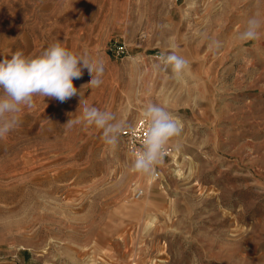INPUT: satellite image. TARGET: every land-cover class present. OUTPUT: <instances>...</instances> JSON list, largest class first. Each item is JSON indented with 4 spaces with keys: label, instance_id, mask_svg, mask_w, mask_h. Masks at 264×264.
<instances>
[{
    "label": "rangeland",
    "instance_id": "rangeland-1",
    "mask_svg": "<svg viewBox=\"0 0 264 264\" xmlns=\"http://www.w3.org/2000/svg\"><path fill=\"white\" fill-rule=\"evenodd\" d=\"M253 15L264 0H0V60L59 41L105 65L101 86L35 97L0 138V264H264V28L237 40ZM171 50L181 80L153 68ZM80 100L128 125L149 102L181 121L158 179L129 171L122 136L65 126Z\"/></svg>",
    "mask_w": 264,
    "mask_h": 264
},
{
    "label": "clouds",
    "instance_id": "clouds-1",
    "mask_svg": "<svg viewBox=\"0 0 264 264\" xmlns=\"http://www.w3.org/2000/svg\"><path fill=\"white\" fill-rule=\"evenodd\" d=\"M262 28L264 20L257 15L250 16L244 29L238 33L237 40H256ZM201 38L210 52L214 53L222 46L219 40L212 39L206 33H201ZM188 67L189 61L174 50L161 53L158 62L153 65L158 72L170 69L175 80L183 79ZM84 69H87L91 79L77 89L73 81L82 77ZM104 72L102 60L94 59L86 50H70L59 41L50 44L37 55L16 51L10 59L0 60V138L19 125L20 114L25 108L35 106V97L52 98L61 103L77 95L81 97V89L102 85ZM78 110L80 114L75 118L74 113L69 114L70 119L65 126L95 127L101 130V139L109 147H116L124 130L131 127L114 112L87 104L81 108V100ZM141 118L145 122V133L140 147L130 155L129 171L152 176L157 166L163 163L169 143L181 135L183 125L166 108L151 102L143 107Z\"/></svg>",
    "mask_w": 264,
    "mask_h": 264
},
{
    "label": "built area",
    "instance_id": "built-area-1",
    "mask_svg": "<svg viewBox=\"0 0 264 264\" xmlns=\"http://www.w3.org/2000/svg\"><path fill=\"white\" fill-rule=\"evenodd\" d=\"M130 128H126L122 134V139L127 147L128 152L132 153V151L138 147H140L143 136L145 133V122L141 118H137L134 123L130 125ZM172 154V147L170 145L167 146L164 159L167 158ZM160 175V170L159 167L157 166L155 174L150 176L152 180L158 179ZM131 196L133 198H139L143 195L144 193V187L140 186V184L137 181H133L131 183Z\"/></svg>",
    "mask_w": 264,
    "mask_h": 264
}]
</instances>
